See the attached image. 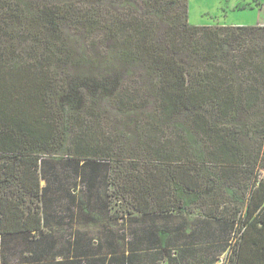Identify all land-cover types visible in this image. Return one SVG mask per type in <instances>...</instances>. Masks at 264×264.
I'll return each mask as SVG.
<instances>
[{"label":"trees","instance_id":"16d2710c","mask_svg":"<svg viewBox=\"0 0 264 264\" xmlns=\"http://www.w3.org/2000/svg\"><path fill=\"white\" fill-rule=\"evenodd\" d=\"M187 2L11 0L4 6L12 25L19 26L18 30H13L17 43L23 41L31 52L41 54H38V60L23 65L16 64L5 55L0 56V168L4 172V180L18 178L25 195L33 199L42 197L44 189L40 186L39 172L47 173L49 167L42 156L61 149L56 146L59 142L60 117L54 107L58 103L56 92L59 91V80L53 77L52 70L45 65L51 62L54 68L62 61L66 63L67 48L65 39L61 41L63 38H60L54 49L49 35L67 29L101 34L106 39L103 55L107 67L120 70L125 76H136L139 82L138 89L121 94V105L144 99L141 93L145 91V95L154 96L158 113L168 122L181 114H190L195 134L210 141L215 148L208 153V161H201V165L181 163L182 157L188 158L185 145L193 140L191 136L179 138L174 148L166 145L165 149H156L155 158L159 166H154L156 168L144 172V175L140 171L129 174L130 184L127 185L134 184L133 188L128 189L135 191L141 200L134 206L137 213L131 220L140 224L137 231H141V235L124 239L115 237L111 229L108 232L102 230V236L93 239L99 242L95 246L99 249L111 248L110 252L115 253L111 257L118 264H129L131 256L125 255V251L137 248L125 247L123 242L161 237L195 238V216L198 214L215 220L223 228H229V240L233 242L223 264H264V176L259 171L264 169V164H261L262 150L259 148L254 157L247 156L239 146L240 128L216 129L208 120L218 117L234 121L242 113L259 115L263 111L264 26H192L188 23ZM234 51L239 53L234 54ZM186 56L205 61V70L188 71L182 61ZM245 75L252 77L253 81L248 82L243 78ZM260 115L254 133L264 129V114ZM87 137L82 130L72 139L73 153L77 159L75 163L81 166L89 163V160H107L109 156L106 152L87 146ZM12 159H16L17 167L10 166L9 160ZM45 163H48L47 167L40 168ZM16 168H19L18 176L14 171ZM91 177L87 174L77 179L85 181L88 186L93 179ZM209 184L220 189L221 198L230 191L232 196L228 197L233 206L229 207L226 202L219 200L213 199L210 203L203 199L204 211L195 215L185 212L178 228L161 226L160 229H150L144 224L149 215L167 216L173 213L172 208L179 211L184 209L174 191L175 185L185 188L189 193L203 196L210 194ZM236 191L240 194L237 195ZM25 195H22L20 202L12 199L0 204V264L3 261L2 248L8 245L7 236H35L37 233L38 237L31 238L29 243L41 249L36 250L38 256L31 254L29 257L34 256V261L31 263L28 259L26 264H43L39 262L41 258L50 254L53 248L63 245L67 253L60 254V258L49 256L47 264L104 263L105 258L101 260L98 258L100 256L91 253V241H85L83 232L72 234L74 229L90 226V217L95 214L89 209L90 202L81 200L77 193L69 194V202L74 208V212L68 216L72 225L69 233L77 245L73 246L70 243L72 240L61 241L63 243L56 245V241L61 239H58V235L53 238L52 232L57 230L58 233L61 228L50 227L52 216L44 209V214L36 210L23 212L21 206ZM150 195L155 204L154 209L149 208V201L146 200ZM189 215H192V221H187ZM107 217L110 228L113 227L112 221L115 224L123 222L112 214ZM63 221L64 216L56 217L57 224ZM47 224L50 229L45 233ZM163 227L164 235L161 236ZM178 232L184 236L165 237L168 233L175 235ZM118 239L123 245L115 243ZM83 242L89 246L83 247ZM161 249L162 254L170 260H178V257L183 256L180 250L175 251L177 257H174L171 249ZM85 258L87 260L83 261Z\"/></svg>","mask_w":264,"mask_h":264},{"label":"rangeland","instance_id":"374dc122","mask_svg":"<svg viewBox=\"0 0 264 264\" xmlns=\"http://www.w3.org/2000/svg\"><path fill=\"white\" fill-rule=\"evenodd\" d=\"M10 1H0V56L5 55L7 59L16 64H28L38 60V54L41 53H33L27 49V45L23 41L18 44L15 40L13 30H18L19 26L12 25L9 20V12L3 9ZM187 4L188 23L192 26H264V0H188ZM38 33L41 35L39 30ZM49 36L54 49H56L55 46L60 38H63L61 41L65 39L67 46L65 48L66 63L62 61L54 68L51 62L45 65L52 70L53 77L59 80V91L56 92L58 103L54 104V107L60 117L59 142L56 146L61 149L42 156L49 163V167L47 173L39 172L40 186L44 189L42 197L40 196L39 199L25 195L21 191L18 178H11V182L4 180V172L0 168V204L7 203L12 199L20 202L22 195H25L21 206L23 212L28 213L29 210L31 212L36 210L38 213H43V209L50 212L52 216L50 227L52 229L61 228L58 233L57 230L52 232L53 238L58 235V239H61L56 241V245H59L73 238L69 233L72 225L68 221V216L74 208L69 202V194L77 193L81 200L90 202L89 209L95 214L90 217V226L74 229L72 234L83 232L85 241L89 239L91 241V253L100 256L98 258L101 260L105 258L102 264H118L111 257V254H115L110 252L112 249L109 247L97 248L95 245L99 242L93 241V239L100 238L102 230L108 232L110 229L115 232L113 235L117 238L130 239L141 235L142 232L137 231L140 224L131 222L132 216L137 213L135 207L141 200L135 191L128 189L134 186V184L127 186L130 184L129 174H137L140 171V174L142 172L144 175V172L156 168L154 166H159L155 158V150L163 147L165 149L166 145L174 148V143L185 136H191L193 140L190 143L186 142L185 147L189 154L188 158H181L183 165H201L199 164L201 161H208L207 155L215 146L210 141L203 139L201 135L195 134L196 130L193 128L190 114H181L172 122L165 120L157 111L154 96L148 93L145 95V91L141 93L144 99H139L130 105L129 103L125 106L121 105V94L138 89L139 82L136 76H125L120 70L107 67L103 55L106 40L103 35H97L92 31L90 34L88 31L85 33L82 30L67 29L59 34L50 33ZM233 53L238 54L239 52L234 51ZM182 61L185 62L186 69L191 72L203 71L206 67L205 61L198 58L186 56ZM243 78H246L248 82L253 81L252 77H247V75ZM262 110L264 111V109ZM263 111L259 112V115L242 113L234 121H226L218 117L208 118V120L216 129L240 128L239 146L244 149L243 152L247 156L251 157H254L258 149L261 148V156H263L261 164L263 165L264 129L259 133H254L257 130L254 126L260 121V114H264ZM64 121H66L65 126ZM82 130L88 136L87 146L106 152L109 156L107 160L98 162L89 160V163L81 166L75 163L77 159L73 153L72 139ZM16 162V159L9 160L10 166L17 167ZM48 163L43 164L40 168L45 169ZM136 166L138 168H134ZM18 169H14L17 176ZM254 171L258 173L255 169ZM259 171L264 176V169H259ZM87 174L93 178L88 186L85 181L77 179V177ZM174 191L179 200L181 199L184 209L179 211L177 208H172L173 213H168L167 216L161 214L147 216L144 224L150 229H160L161 226H168L171 229L178 228L184 214L190 212L195 215L204 211L203 199L210 203L213 199L219 200L226 202L229 207L233 206L228 197L232 196V193L227 191L228 195L221 198L220 189L212 185L208 189L209 192L211 191L210 194H203V196L189 193L185 188L177 185L174 186ZM236 192L237 195L240 194L239 191ZM166 193L169 197L168 190ZM146 200L149 201V208L154 209L155 204L152 196H148ZM104 210L107 213L106 216ZM111 214L121 218L123 222L115 224L112 221L113 227L110 228L107 216ZM63 216L64 221L57 224L56 217ZM164 217L167 218L163 219ZM44 228L45 233L50 229L48 224ZM38 234L35 236L32 234L7 236L5 239L8 241V245L2 248L3 261L1 264H26L28 259L30 262L34 261V256H32L33 258L29 256L31 254L38 256L36 250L41 248L32 246L29 242L31 238L38 237ZM183 236L178 232L175 235L168 233L165 237ZM66 253L65 245L58 246L53 248L50 254L41 258L39 262L47 264L49 256L60 258V254L65 255ZM63 258L65 257L63 256ZM87 259L90 261L89 257ZM87 259L82 260L86 261Z\"/></svg>","mask_w":264,"mask_h":264},{"label":"crops","instance_id":"0c3cea01","mask_svg":"<svg viewBox=\"0 0 264 264\" xmlns=\"http://www.w3.org/2000/svg\"><path fill=\"white\" fill-rule=\"evenodd\" d=\"M195 218L197 223L195 238L167 239L161 237L160 239L145 238L123 242L125 247L137 248L132 251H125V255L131 256L129 264H223L233 242L229 240V228H223L215 220L206 219L203 216L197 215ZM186 219L192 221V215ZM163 231L164 227L161 236L164 235ZM70 243L73 246L77 245L73 240ZM115 243L120 244L121 240L118 239ZM82 245L83 247L89 246L85 242ZM161 248L171 249L174 252V257H177L175 251L180 250L183 256L178 257V260H172L174 258L170 260L162 254Z\"/></svg>","mask_w":264,"mask_h":264}]
</instances>
